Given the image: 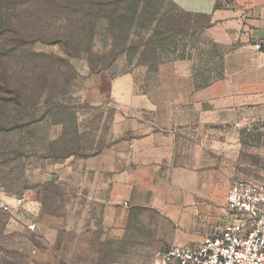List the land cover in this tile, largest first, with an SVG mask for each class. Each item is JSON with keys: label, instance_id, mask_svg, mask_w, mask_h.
Returning a JSON list of instances; mask_svg holds the SVG:
<instances>
[{"label": "rangeland", "instance_id": "obj_1", "mask_svg": "<svg viewBox=\"0 0 264 264\" xmlns=\"http://www.w3.org/2000/svg\"><path fill=\"white\" fill-rule=\"evenodd\" d=\"M132 2L0 0V202L25 197L26 216L36 222L27 231L0 210V264H150L176 233L152 210L136 212L127 232L103 222L84 162L130 139L137 120L112 99L92 101L133 67L135 82L147 87L173 83L169 64L194 85L210 81L223 47L210 37L207 17L170 0H140L129 24ZM154 12L157 25L148 21ZM148 40L154 53L140 59ZM143 61L168 65L150 73L138 66ZM226 127L228 142L239 141L236 178L264 181V119Z\"/></svg>", "mask_w": 264, "mask_h": 264}, {"label": "crops", "instance_id": "obj_2", "mask_svg": "<svg viewBox=\"0 0 264 264\" xmlns=\"http://www.w3.org/2000/svg\"><path fill=\"white\" fill-rule=\"evenodd\" d=\"M170 1L185 13L207 17L210 37L223 47L219 72L200 87L202 81L194 85L176 64H169L173 83L137 84V67L115 76L92 103L109 98L128 110L137 120L134 134L84 162L105 225L127 232L141 210L171 223L176 233L154 253L171 244L194 245L203 235L185 232H209L229 221L226 192L239 179V141L228 142L226 124L264 119V0ZM137 64L159 74L168 65L151 71Z\"/></svg>", "mask_w": 264, "mask_h": 264}, {"label": "built area", "instance_id": "obj_3", "mask_svg": "<svg viewBox=\"0 0 264 264\" xmlns=\"http://www.w3.org/2000/svg\"><path fill=\"white\" fill-rule=\"evenodd\" d=\"M27 205L25 197L15 196L1 201L0 210L32 232L36 222L26 216L31 212ZM225 211L229 221L223 227L204 234L194 245L171 244L157 250L151 264H264V181H232Z\"/></svg>", "mask_w": 264, "mask_h": 264}, {"label": "trees", "instance_id": "obj_4", "mask_svg": "<svg viewBox=\"0 0 264 264\" xmlns=\"http://www.w3.org/2000/svg\"><path fill=\"white\" fill-rule=\"evenodd\" d=\"M132 1V0H131ZM133 1H135V0H133ZM132 7H131V9H133V7L135 8V10L133 11V13L131 14V18H130V20H129V24H132L133 23V21H134V18H135V15H137L136 14V9H138V7H139V5H140V0H136V3L134 4L133 2H132ZM134 5V6H133ZM177 8V7H176ZM178 9V8H177ZM181 11V10H180ZM151 15V17H150V20H148V21H150V24H155V25H157V18H156V16L155 15H157L156 14V12H154V13H152V14H150ZM145 22H144V20L143 19H140L139 18V20H138V22L136 23V24H138V26H141V24H144ZM128 34H127V32H125L126 33V36H125V38L126 37H128V35H129V28H128ZM152 37V36H151ZM150 40H148V41H146V44L143 46V50H142V52H141V56H140V59L141 58H144L145 56H144V53H154V46L152 45V43H150L149 42ZM152 42V41H151ZM137 50L136 49H132V52L133 53H135ZM140 64H144V65H146V66H148V68L151 70V71H155V70H157V64H156V66H154V65H152V64H150V63H148V62H146V61H143L142 63H140ZM206 84V82L205 81H202L199 85H197L198 87H200V86H203V85H205Z\"/></svg>", "mask_w": 264, "mask_h": 264}]
</instances>
